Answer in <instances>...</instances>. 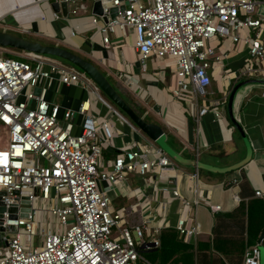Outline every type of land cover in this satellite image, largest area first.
Segmentation results:
<instances>
[{"label":"built area","instance_id":"built-area-1","mask_svg":"<svg viewBox=\"0 0 264 264\" xmlns=\"http://www.w3.org/2000/svg\"><path fill=\"white\" fill-rule=\"evenodd\" d=\"M112 4L117 8L114 18L107 7L102 10L106 21H100L102 16L91 18L102 43L109 46L110 34L131 28L143 67L150 56L172 57L171 93L178 101L192 106L197 99L206 101L208 69L212 61L226 56L224 49L217 50L219 42L246 49L251 59L236 79L264 73V0H112ZM80 7L84 9L83 4ZM56 84L76 86L85 96L76 108L60 106L48 97ZM131 87L133 94L140 92L136 84ZM224 102H203L196 115L210 111L218 119ZM95 105L105 106L106 112ZM113 121L135 128L82 72L48 55L22 51L10 57L0 47V191L5 192L1 196L5 209H16L15 219L3 212L0 264H137L139 247L159 246V228L152 230L148 243L144 241L147 219L127 225L125 211L112 206L108 189L128 174L162 177L177 165L149 140L123 143L112 159L105 160ZM172 194L182 203L175 228L188 241L198 232L197 225L187 223L192 203L176 189ZM263 194L254 192L258 197ZM234 199L238 202V197ZM22 208L29 209L27 216H20ZM263 244L264 240L247 247L242 264H261L258 246Z\"/></svg>","mask_w":264,"mask_h":264},{"label":"crops","instance_id":"crops-1","mask_svg":"<svg viewBox=\"0 0 264 264\" xmlns=\"http://www.w3.org/2000/svg\"><path fill=\"white\" fill-rule=\"evenodd\" d=\"M81 4L84 9L80 7ZM93 16L91 0L74 1L67 16L54 13L48 0H0L1 30L30 36L26 37L29 40L64 47L91 61L109 77L118 93L133 97L131 98L141 107L144 118L162 126L167 143L184 157L215 166H227L244 157L245 145L229 120L226 100L228 91L235 82L244 78L264 79V73L235 78L238 71L251 62L246 49L241 50L236 44L227 46L225 42H211L217 44V50L224 49L226 56L212 61L208 69L211 75L208 97L206 101L197 99V104L193 107L172 96V57L157 59L150 56L143 67L134 49L133 30H117L110 34L109 46H105L97 32V26L91 22ZM261 68L264 70V61ZM133 83L140 88L138 94L131 92ZM84 96L80 88L61 84H56L48 93V97L54 102L69 108H76ZM222 99L225 102L219 107L220 118H214L210 111L200 117L196 115V109L203 102ZM94 107L101 113L106 112L105 106ZM232 113L242 126L252 148L251 159L243 167L221 174L175 163V170L166 176L151 174L148 178H142L128 174L124 180L108 189L112 206L125 211L124 220L127 225L140 224L147 219L144 241L149 242L154 228H159V232L172 229L179 233L175 226L182 203L173 196L174 189L192 203V208L187 213V223L197 225L198 232L188 241L183 240L192 246L199 240L209 239L215 214L229 213L241 201L248 200L239 196L238 182L242 176L246 177L253 192H264V84H249L240 88L233 101ZM113 125L114 136L111 146L104 152L105 160L112 159L117 146L123 143L130 146L137 140H149L136 128L115 121ZM196 172L197 177L194 176ZM233 180L236 182L233 183ZM107 185L103 182V186ZM235 197H238V202ZM156 248L139 247V260L144 261L141 254L143 251H153Z\"/></svg>","mask_w":264,"mask_h":264},{"label":"water","instance_id":"water-1","mask_svg":"<svg viewBox=\"0 0 264 264\" xmlns=\"http://www.w3.org/2000/svg\"><path fill=\"white\" fill-rule=\"evenodd\" d=\"M71 1L74 2L85 0ZM50 7L54 13H61L63 16H67L68 10H70V4L64 0L50 1ZM105 7L109 8L110 10V18H114L117 13V8L113 6L112 0H91V11L93 15L102 16V10ZM123 7L124 6H120V9H122ZM102 20L106 21L107 18L102 16ZM0 47L12 48L34 54L53 56L72 64L93 82L102 96L117 110H119L139 132H141L146 138L157 145L176 164L192 167L196 170H206L213 173L224 174L243 167L251 159L252 148L250 146V142L246 134L244 133L242 126L234 118L232 107L234 98L240 88L249 84H264L263 78H244L242 80H239L238 82H235L229 89L226 100V111L230 122L244 142L245 155L243 158L230 165L215 166L207 164L195 158H186L175 149H173L166 141V135L162 126L155 122L145 120L142 115H139L137 112H135V110L114 88L111 82L107 79L106 75H104L101 70L91 61L64 47L29 40L16 34L6 32L4 30H0ZM35 92L38 93V89H35ZM3 195H5V192L0 191V245L4 242L3 212L5 210L8 211V219L16 218L14 214L16 209L14 206H10L9 208L5 209L4 203L1 199V196ZM23 203H27V200L23 199ZM28 210V208H22V213L20 214V216H27L26 212ZM263 240L264 228L261 230L258 236V242H262Z\"/></svg>","mask_w":264,"mask_h":264},{"label":"trees","instance_id":"trees-1","mask_svg":"<svg viewBox=\"0 0 264 264\" xmlns=\"http://www.w3.org/2000/svg\"><path fill=\"white\" fill-rule=\"evenodd\" d=\"M50 57L81 72L62 59ZM102 73L105 75L104 72ZM106 77L111 82L109 77ZM119 94L135 112L142 115L141 107L134 99ZM238 183L239 196L243 200L246 198L248 200L241 201L229 213L215 214L211 236L207 241L199 240L195 246H192L185 243L175 230L164 229L159 232V246L153 251H143L142 256L155 254L158 260L162 259L169 264H191V257L192 264H242L246 248L257 242L264 228V197H254V192L245 176H242ZM137 264H143L142 260L138 259Z\"/></svg>","mask_w":264,"mask_h":264},{"label":"rangeland","instance_id":"rangeland-1","mask_svg":"<svg viewBox=\"0 0 264 264\" xmlns=\"http://www.w3.org/2000/svg\"><path fill=\"white\" fill-rule=\"evenodd\" d=\"M0 30H1V28H0ZM10 33H12V32H10ZM12 34H14V33H12ZM18 36H21V37H24V38L30 37V36H25V35H20V34H18ZM2 49L4 50V54L7 55V56H10V57H12V56H14L16 54L17 55L22 54V51H20V50H16V49H12V48H2ZM209 75H210V73H209ZM210 77H211V75H210ZM130 96H131V94H130ZM258 247H259V250H260L261 264H264V249H263L264 248V244H263V246L259 245ZM143 258H144V261H142L143 264H153V263L154 264H169L168 262H164L162 259L158 260V257L155 254L154 255L143 256ZM188 261H190V260H188ZM191 264H192V257H191Z\"/></svg>","mask_w":264,"mask_h":264}]
</instances>
